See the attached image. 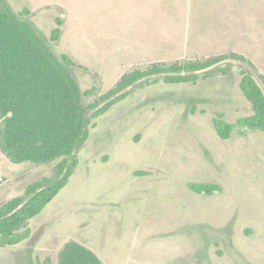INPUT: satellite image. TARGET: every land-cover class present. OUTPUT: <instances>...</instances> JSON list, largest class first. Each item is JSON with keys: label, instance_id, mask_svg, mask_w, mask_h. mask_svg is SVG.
<instances>
[{"label": "rangeland", "instance_id": "rangeland-1", "mask_svg": "<svg viewBox=\"0 0 264 264\" xmlns=\"http://www.w3.org/2000/svg\"><path fill=\"white\" fill-rule=\"evenodd\" d=\"M28 8L55 51L84 66L89 102L122 76L154 63L239 53L227 73L196 83L150 79L95 119L69 184L32 218L29 238L0 246V264H59L71 240L106 264H264V132L229 123L253 113L240 82L247 68L264 89V0H9ZM57 161L16 163L0 146V205L55 174ZM191 182L213 183L207 195Z\"/></svg>", "mask_w": 264, "mask_h": 264}, {"label": "trees", "instance_id": "trees-1", "mask_svg": "<svg viewBox=\"0 0 264 264\" xmlns=\"http://www.w3.org/2000/svg\"><path fill=\"white\" fill-rule=\"evenodd\" d=\"M64 19L47 37L31 20L28 8L15 10L9 0H0V146L16 163L46 164L57 161L55 174L31 182L22 195L0 205V246H15L31 235L28 227L65 188L78 164L77 150L90 137L95 119L107 113L129 95V88L142 80H164L169 84L196 83L216 72L227 73L239 60L253 67L244 55L232 53L207 58H186L172 63H154L136 69L95 101L88 100L94 89L81 88L76 70L84 68L67 53H57L54 43L63 34ZM240 88L252 105L253 113L229 123L215 118L222 139L241 132H264V89L252 71L242 68ZM191 190L207 195L221 191L213 183L191 182ZM59 264H106L98 254L77 240H71L59 252Z\"/></svg>", "mask_w": 264, "mask_h": 264}]
</instances>
